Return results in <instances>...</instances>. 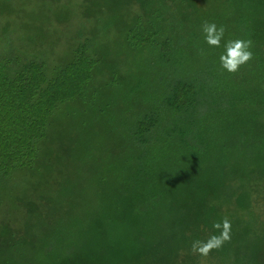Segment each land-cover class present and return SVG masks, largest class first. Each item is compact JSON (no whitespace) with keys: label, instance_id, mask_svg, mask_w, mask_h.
Listing matches in <instances>:
<instances>
[{"label":"trees","instance_id":"1","mask_svg":"<svg viewBox=\"0 0 264 264\" xmlns=\"http://www.w3.org/2000/svg\"><path fill=\"white\" fill-rule=\"evenodd\" d=\"M237 38L254 58L230 74ZM120 45L151 57L138 76ZM128 77L135 123L73 154L52 115ZM224 217L230 241L193 254ZM0 264H264V0H0Z\"/></svg>","mask_w":264,"mask_h":264},{"label":"rangeland","instance_id":"2","mask_svg":"<svg viewBox=\"0 0 264 264\" xmlns=\"http://www.w3.org/2000/svg\"><path fill=\"white\" fill-rule=\"evenodd\" d=\"M60 37V36H59ZM60 41H63V37L60 38ZM68 41H65V43ZM63 43L59 44L58 49H62L64 46ZM69 44V43H68ZM64 50V49H63ZM128 50V51H127ZM111 51L115 53L116 58L113 54L111 58H108L107 61L114 66L118 64L119 69L126 72L135 71L136 76L139 75L136 66L144 67L148 65L151 57H147L146 53H138L135 49H126L122 45L120 47H112ZM127 52V53H126ZM58 53H62L58 51ZM127 78V77H126ZM125 80L122 84L117 83L114 86L105 87V91L101 94L100 102L98 101L96 105H99L100 108L97 109L93 106L84 107L82 102L80 107L76 103L73 105H67L68 101L59 111H55L51 119L54 122L53 127L58 133L59 139L63 140L61 131L64 130V144H69L71 141L74 145L73 154H82L90 153L94 154L95 146L102 151L105 146H101L104 142L106 134H120L118 131L124 129L130 124L135 123L137 114L140 108V92L136 91L134 94H131V88L137 85L133 84L131 77ZM149 89H146L148 91ZM107 107V109L105 108ZM86 122L85 130L83 131V123ZM59 125L61 128L58 132L56 126ZM79 133L80 136L74 135ZM73 140V141H72ZM75 141V142H74ZM89 145L90 148L86 146ZM100 145V146H99ZM84 155V154H82ZM83 168H77V165L72 161L71 156L69 161L66 160L65 169L67 172H79L80 174L91 173L94 170L92 168L86 169L87 166L92 164L91 159ZM53 164L57 165L55 159H53ZM80 165V163H79ZM23 172L29 175V172L23 170ZM99 188V187H95Z\"/></svg>","mask_w":264,"mask_h":264},{"label":"clouds","instance_id":"3","mask_svg":"<svg viewBox=\"0 0 264 264\" xmlns=\"http://www.w3.org/2000/svg\"><path fill=\"white\" fill-rule=\"evenodd\" d=\"M202 33L206 44L210 47L220 48L224 40L225 27L217 26L214 22H205L202 25ZM224 52L220 55L221 67L230 74L240 71L241 67L253 60V42L251 39H234L224 43ZM213 229L219 231V235H210L206 240H194L191 244V252L202 258H207L213 250L220 249L231 239V221L224 217L222 221L215 222Z\"/></svg>","mask_w":264,"mask_h":264}]
</instances>
